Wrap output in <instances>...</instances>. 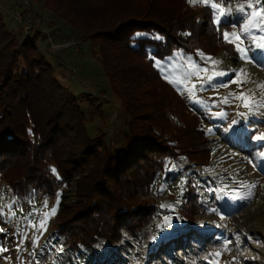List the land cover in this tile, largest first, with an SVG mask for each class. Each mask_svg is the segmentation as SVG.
<instances>
[{"label":"trees","instance_id":"1","mask_svg":"<svg viewBox=\"0 0 264 264\" xmlns=\"http://www.w3.org/2000/svg\"><path fill=\"white\" fill-rule=\"evenodd\" d=\"M41 1L97 45L108 86L127 115V143L119 152L107 145L105 132L89 137L78 99L0 12V179L13 193L31 185L50 196L73 184L71 202L56 213V234L73 251L99 239L117 243L122 230L134 235L149 222L153 207L146 196L167 159L196 165L213 159L200 112L160 76L154 60L165 62L175 52L236 54L223 35L231 25L222 17L218 26L210 6L187 0ZM181 210L193 219L203 209L188 204Z\"/></svg>","mask_w":264,"mask_h":264},{"label":"rangeland","instance_id":"2","mask_svg":"<svg viewBox=\"0 0 264 264\" xmlns=\"http://www.w3.org/2000/svg\"><path fill=\"white\" fill-rule=\"evenodd\" d=\"M187 1L190 5L202 4L200 0L196 4ZM245 2L229 0V6L234 10L238 3ZM0 12L19 40L26 37L24 27L33 33L29 40L52 65L60 84L78 99L89 137L97 130L103 131L107 135V145L121 152L127 143V115L108 86L97 45L69 30L43 7L41 0H0ZM17 15L21 17L19 21L15 19ZM235 20L234 15L232 21ZM233 30L231 27L228 32ZM50 40L56 47H51ZM250 43L245 40L241 46L248 47ZM231 44L236 54L220 51L216 56H209L175 52L165 62H153L160 76L200 112L213 159L207 165L190 163L184 157L167 159L163 172L149 187L146 199L153 212L140 232L131 235L122 230L117 243L99 239L91 248L70 250L53 228L56 214L49 217L42 235L28 224L29 221L37 224L39 213L50 211L53 206H57L58 212L63 204L70 203L73 184L62 188L55 196L33 190V196L26 197L28 186L22 194L13 193L0 179V228L5 229L0 233V244L9 249L0 253V264H264V159L257 157V153L264 152V140L255 138L264 134V107L244 119L237 115L247 111L240 100L220 103L229 93L240 95L241 91L256 100L264 96V88H257L264 83V50L250 51L249 58L256 56L257 60L248 62L241 59L235 44ZM207 57L221 63L212 65ZM192 64L207 68V75L214 70L227 71L228 75H217L211 84L205 83L201 89V81L189 76ZM237 69L247 73L241 76L245 81L242 89L236 83L217 87L233 79ZM174 79L184 82H170ZM192 85H196L194 97L187 91ZM221 112L224 115H217ZM233 120L238 123L233 125ZM131 163L134 164V159ZM241 183H255L256 187L251 199L234 201L232 195L246 193ZM221 188L223 192L219 191ZM45 201L47 209L43 208ZM9 204H13L11 211L15 212L11 219L6 207ZM188 204L203 210L193 219L186 218L181 209ZM33 208L37 214L26 220ZM165 217L169 218L170 226L165 224ZM22 238L24 243L18 250ZM34 239H37L35 245ZM225 240L231 241L227 250L224 249ZM210 253L213 255L209 256ZM216 253L220 255L216 257Z\"/></svg>","mask_w":264,"mask_h":264},{"label":"snow or ice","instance_id":"3","mask_svg":"<svg viewBox=\"0 0 264 264\" xmlns=\"http://www.w3.org/2000/svg\"><path fill=\"white\" fill-rule=\"evenodd\" d=\"M190 3L196 4L197 0H189ZM200 3L204 4L205 6H210L213 9V14L215 17V23L219 26L221 24V18H226L229 23L231 24V27L234 29L231 33L228 31H224V39L228 43H233L236 46L237 51L240 53L241 59L251 62V60H257L256 56H253L249 58L248 53L250 51H254V49H261L264 50V0H246L245 3H238L236 8L233 10L229 6V0H200ZM235 15L236 20L235 22L232 21V17ZM239 29V31H236L235 29ZM219 30V28H218ZM159 38V37H157ZM250 41V46L248 47H242L241 45L244 43V41ZM254 46V47H253ZM212 65H219L221 61L219 60H213L211 57L206 58ZM264 66V65H262ZM201 73H204L205 75L202 76ZM208 69L207 68H200L199 66L192 64L191 70L189 72V76H195L200 83V88L202 89L205 85L211 84V82L216 78L217 75L223 76L228 75L227 71H213V74L207 75ZM247 76V73L243 69H237L235 70L234 78L228 81L225 84L218 85L217 87H229L231 84L236 83L238 84V87L242 89L243 81L241 79V76ZM170 82H174L176 84H181V79H174ZM257 88H264V83L258 84ZM187 91L190 96L194 97L195 91H196V85H192L191 87L187 88ZM251 91V90H250ZM233 99L240 100L242 102L241 106L244 107L247 111L244 113H237V115L243 117L244 119H247L249 116L255 115L257 110L261 107H264V96H262L259 100H256L254 98L248 97L246 93L241 91L240 95H236L235 93H229L228 96H225L221 98L220 103L222 104H230ZM215 106V105H214ZM217 115H224V113H217ZM238 121L233 120L232 124H236ZM211 131V129H209ZM257 140H264V134H260L255 137ZM257 157L264 159V152L257 153ZM51 171L55 174L56 169L53 168ZM59 178V177H58ZM183 183V182H182ZM241 187L246 189V193L243 195H232V200H249L252 197L253 190L256 187L255 183L252 184H244L241 183ZM220 192H223L224 189H219ZM15 201H13V204ZM13 204H9L6 207L10 210L11 217L15 216V212L11 211L13 208ZM161 207H165L162 205ZM43 208L47 209L48 204L47 201L43 203ZM213 212L216 211V209H212ZM57 212V206H53L50 211H43L39 213L40 219L37 224L31 223L29 221L28 226L35 228L37 231L40 232V234H43V231L46 230L47 222L49 217L54 216ZM37 211L33 208L31 212L28 213V216L25 217L27 220L29 216L36 215ZM165 224L170 226V221L168 217H165ZM5 229L0 228V233H3ZM26 235V233H25ZM38 239V237H37ZM37 239H34L32 241L33 245L37 243ZM155 239V237H153ZM24 243L23 238L20 240V242L17 245V248L19 250L20 247H22ZM231 243L230 240L224 241V249L227 250V245ZM239 246V244H237ZM9 249L5 247L3 244H0V253L7 252ZM213 254H209V256H212ZM220 253H216L215 256L218 257ZM235 264V262H233Z\"/></svg>","mask_w":264,"mask_h":264},{"label":"built area","instance_id":"4","mask_svg":"<svg viewBox=\"0 0 264 264\" xmlns=\"http://www.w3.org/2000/svg\"><path fill=\"white\" fill-rule=\"evenodd\" d=\"M15 19L17 21H19L21 19L20 15L15 16ZM24 34L26 35V37H32V32L29 31V29L27 27H24L23 29ZM50 45L51 47H56L55 45H53V42L50 40ZM60 46L58 45L57 48H59ZM26 197H32L33 196V189L31 185H28V191H26Z\"/></svg>","mask_w":264,"mask_h":264}]
</instances>
